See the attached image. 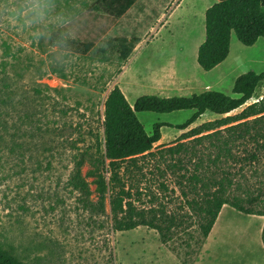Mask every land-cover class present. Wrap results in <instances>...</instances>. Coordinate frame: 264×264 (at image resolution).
Returning <instances> with one entry per match:
<instances>
[{
	"label": "rangeland",
	"instance_id": "374dc122",
	"mask_svg": "<svg viewBox=\"0 0 264 264\" xmlns=\"http://www.w3.org/2000/svg\"><path fill=\"white\" fill-rule=\"evenodd\" d=\"M95 2L58 0L60 8H66L72 15L76 38L70 44L76 52V41H83L86 32L75 24V19L94 13ZM108 24L109 28L94 47L87 54L79 52V60L64 71L49 64L52 40L37 44L14 21L0 20V247L21 264L202 263L204 243L198 249L194 240L180 234L172 245L180 247L177 254L170 243L163 244L158 233L147 227L116 232L112 229L108 207L104 214L90 211L84 207L80 193L69 184L79 163L85 177L92 168L90 161L103 147L104 102L110 90L118 86L117 78L125 64L118 48L103 47L104 37L107 41L121 37L139 40L127 19L112 20ZM192 39L202 41L205 34ZM231 41L228 57L213 74L203 75L195 62L200 72L194 71V75L202 87L198 93L211 84L207 91L233 96L235 74L264 71V38L250 47L240 44L235 34L231 35ZM220 76L222 80L218 81ZM261 90H264V81L259 82L252 99L230 115L240 113L260 99ZM129 98L134 102L130 95ZM184 113L158 116L140 112L137 118L151 135L154 123L177 122L185 117ZM201 123L197 121L191 127ZM162 132L165 138L173 135V130L168 128ZM182 133L176 130V139L170 144ZM243 175L239 185L242 191L248 188L254 196L259 194L252 207L260 210L261 199L264 200V157L250 167L245 165ZM85 178L88 183L93 180ZM125 181L138 207L157 205L175 214L183 213L184 204L176 191L175 178L156 173L152 164L139 161L138 168L129 169ZM90 189L94 191V185L90 184ZM90 200L96 202V195L92 194ZM245 218L230 219L229 233L218 229L211 247L221 244L222 238L251 236L255 226ZM186 224L188 232L195 231L194 218H187ZM254 234L256 238L258 233Z\"/></svg>",
	"mask_w": 264,
	"mask_h": 264
},
{
	"label": "trees",
	"instance_id": "16d2710c",
	"mask_svg": "<svg viewBox=\"0 0 264 264\" xmlns=\"http://www.w3.org/2000/svg\"><path fill=\"white\" fill-rule=\"evenodd\" d=\"M135 1L96 0L94 13L75 19V24L86 32L83 41H76L78 52L87 54L109 28L108 23L119 20ZM232 33L246 47L264 38L263 0H220L206 11L205 39L196 59L204 72L211 71L228 57ZM137 42L134 38L121 37L108 40L107 47L118 48L125 61ZM261 81H264V71H249L233 81V96L212 90L189 97L145 95L133 105L120 88L114 86L104 102L103 147L90 161L92 168L85 175L93 180L86 181L79 163L69 184L80 193L84 207L90 211L104 214L108 207L114 231L147 227L158 233L163 244L170 243L177 254L180 247L172 245L180 234L194 240L200 249L225 205L244 215L264 216V200L261 199V209L254 210L252 206L259 194L254 196L248 188L242 191L239 185V179L244 178L245 165L250 167L264 157V97L247 105L240 113L230 115L252 99ZM184 110L195 112L175 126L154 123L151 135L145 132L136 115ZM206 111L222 118L191 127ZM162 127L183 133L174 144L159 145L152 151L161 139ZM141 160L152 164L156 173L175 178L176 191L184 204L183 213L169 212L163 206L140 208L136 205L125 176L130 168H138ZM90 184L94 185V191ZM160 186L166 189L164 184ZM92 194L96 195V202L90 200ZM187 218L195 219V231L188 232ZM261 241L264 249V226ZM0 264L21 263L0 247ZM184 264L188 263L184 261Z\"/></svg>",
	"mask_w": 264,
	"mask_h": 264
},
{
	"label": "crops",
	"instance_id": "0c3cea01",
	"mask_svg": "<svg viewBox=\"0 0 264 264\" xmlns=\"http://www.w3.org/2000/svg\"><path fill=\"white\" fill-rule=\"evenodd\" d=\"M219 1L136 0L125 12L121 18L127 19L132 24L135 35L139 37L131 55L122 66L119 78H117L118 87L127 101L130 102V105H133L139 97L145 95L171 98L189 97L192 94L202 93L197 92L202 87L200 81H197L194 71L200 72L195 62L198 48L204 40L198 39L196 41L192 38L201 35L203 32L205 34V13ZM231 42L230 37V47ZM219 66L220 64L209 72L201 70L203 75L206 73L213 74L221 68ZM222 76L218 81L222 80ZM237 76H239L238 73L235 74L234 80ZM208 86L211 87L212 85L207 84L203 88V92L207 91ZM129 95L134 102H131ZM263 95L264 90H261L258 98H262ZM185 111V117L177 122H158L173 126L182 124L195 112L194 110L177 112ZM169 114H159L158 116H169ZM215 116L219 115L206 111L197 121L201 120V124H203L215 120ZM164 128L168 127L161 128V139L155 145H170L176 139L175 128H168L173 130V135L168 138L163 136L162 131ZM227 209H230V207H226V205L222 207L211 232L204 242V262L197 264H245V262L248 264H264V249L261 241L264 216L244 215V213L232 208L230 211H227ZM239 216L247 217L245 219L255 226L254 233H258V236L255 238L253 233L254 235H246V237L222 238L221 244H216L212 248L211 246L218 236L217 230L223 228L229 233L231 228L229 220Z\"/></svg>",
	"mask_w": 264,
	"mask_h": 264
},
{
	"label": "clouds",
	"instance_id": "9594fccd",
	"mask_svg": "<svg viewBox=\"0 0 264 264\" xmlns=\"http://www.w3.org/2000/svg\"><path fill=\"white\" fill-rule=\"evenodd\" d=\"M12 20L22 32L26 31L35 43L52 40L49 64L68 71L77 62L80 53L72 49L70 41L76 38L73 18L58 0H0V20ZM5 29L8 27L4 25ZM56 38L53 40V34ZM107 48V37H104Z\"/></svg>",
	"mask_w": 264,
	"mask_h": 264
}]
</instances>
